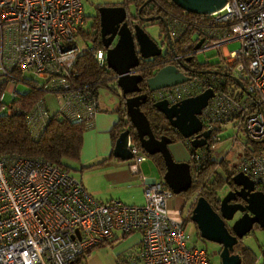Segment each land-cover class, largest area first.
<instances>
[{
    "label": "built area",
    "instance_id": "2783aa9c",
    "mask_svg": "<svg viewBox=\"0 0 264 264\" xmlns=\"http://www.w3.org/2000/svg\"><path fill=\"white\" fill-rule=\"evenodd\" d=\"M157 1H149L144 8L154 3L164 12L171 42L185 36L178 54L160 41L163 54L169 51L166 60L187 55L191 47L194 52L214 47L232 75L246 71L244 96L221 90L210 83L209 76L195 77L198 89L203 85L213 90L201 108L202 123L209 128L214 121L233 119L236 132L240 127L248 139H263L264 0H226L219 10L207 14H177ZM83 23L80 0H0V110L17 112L10 100L17 93L15 82L27 77L25 72L33 74L32 82L45 94H52L51 108L42 96L25 115L32 136L41 132L51 114L87 126L99 109L94 92L77 87L72 80L71 65L82 50L74 38ZM228 41H238V46L228 49ZM86 49L97 65L105 63L103 48ZM190 89L184 81L155 89L153 95L172 103L190 95ZM126 146L131 153L126 165L142 187L143 202L138 205L116 197L93 198L78 178L48 160L0 155V264H85L82 257L93 246L114 231L132 230L139 232L140 242L124 264H208L203 247L186 244L183 218L169 215L166 202L174 192L161 178L141 171L147 154L129 135ZM237 168L258 188L264 187L263 153L243 154Z\"/></svg>",
    "mask_w": 264,
    "mask_h": 264
},
{
    "label": "water",
    "instance_id": "95a60500",
    "mask_svg": "<svg viewBox=\"0 0 264 264\" xmlns=\"http://www.w3.org/2000/svg\"><path fill=\"white\" fill-rule=\"evenodd\" d=\"M149 1L145 0L136 9V12L129 14V16L135 15L142 22L159 19L163 26L166 43L170 50L174 52L164 18L139 16L140 9ZM169 1L182 11L195 14H207L219 10L226 3V0ZM126 11V6L122 4L96 8L99 40L102 46L105 47V67L113 73V82L119 90L118 93L123 100L127 119L135 130L140 148L147 154L158 152L161 155L164 165L161 178L175 194H178L185 191L189 186L188 162L173 158L168 148V144L173 141L171 138L164 134L156 137L152 133L145 114L139 108V104L144 102L146 93L142 91L126 95L141 89L138 83L142 76L137 70L134 72L131 69L138 65L139 57L150 58L161 55V48L148 36L140 23H127ZM114 37L115 41L111 46H108ZM201 41L202 39L196 41L193 49H198ZM183 69L189 70L190 68L182 62L178 65L165 63L158 66L151 75L144 79L147 90L153 92L158 88L187 81L189 75ZM192 70L201 73L221 74L220 71L214 69ZM230 77L237 82L240 90L246 94V90L237 76L230 75ZM212 94V88L206 86L198 92L179 98L172 103H168L165 98H159L155 99L152 104L163 114L170 126L177 130L181 136L188 138L193 146L204 145L207 147L205 138L209 135L210 129L205 127L204 130L202 129L203 123L199 118V114ZM128 135V128H123L117 133L110 151L112 156L121 160L131 157V153L126 146ZM230 179L238 187L227 190L219 198L217 210L212 208L202 195H199L195 198L189 213V220L195 224L200 237L220 245L218 250L219 264H239L240 257L238 253L233 252V245L238 238H241L252 228L253 223L259 227L264 226V193L255 189L252 180L239 170L234 172ZM234 194L240 197L244 203L228 202V200L234 198ZM235 211H239L240 214L231 221L230 229H228L225 222L232 219Z\"/></svg>",
    "mask_w": 264,
    "mask_h": 264
},
{
    "label": "trees",
    "instance_id": "16d2710c",
    "mask_svg": "<svg viewBox=\"0 0 264 264\" xmlns=\"http://www.w3.org/2000/svg\"><path fill=\"white\" fill-rule=\"evenodd\" d=\"M128 1H131V3H133L134 12H136V9L145 0H128ZM151 1L153 2V0H150V2ZM120 4L125 5L126 0H122ZM147 4L148 3L142 6V8L140 9V14L148 16L151 13H153V11L156 10V11H160L162 13V16H164V12L161 9L156 8L154 3H151L145 9L144 7ZM157 4L164 5L166 9L174 13L177 14L182 13V10L179 9L177 6H175L169 0H158ZM90 30L92 31L90 34L88 33L82 34L81 29H79L75 36L81 35L82 38L85 37L87 38L88 36L90 38L92 46L96 48H103L98 36L97 15H95L90 22ZM183 38H185V36H182L181 39H178L175 42L174 41L171 42L172 48L174 50V52H172L173 54L174 53L178 54L182 52L180 50V47L182 41L184 40ZM86 47H84L81 50V52L76 54L74 61L71 65L72 71L75 73V76L72 78V80L77 87L88 88L91 91H93L94 94L97 96V92H96L97 87L98 86L108 87L109 86L108 83H110V81H113V77H112L113 73L109 68L105 67V63L101 66L97 65L94 59L92 58L90 52L86 49ZM167 49L171 51L169 47ZM168 52L166 51V53L163 55H156L150 58L139 57V63L137 65L138 68L136 70L142 76L141 80L139 81V85H141V90L146 93L144 102H141L139 104V108L145 114L154 136L158 137L159 135L164 134L169 138H171L173 141L178 140L186 147L187 156H188L186 158V161L189 164L190 182L187 189L179 193L186 200L187 199L190 200V203H188L189 204L188 209L183 215L184 217H182L183 218L182 226L184 228V224L186 220L189 219L190 208L194 204L195 198L199 195H202L213 208L219 201V197L217 195V189L221 186V184H224L227 180H231L230 179L231 175L234 172L238 171L237 168L238 163H236V165L230 166L229 168L228 162L224 156H222L219 159H216L212 155L213 149L211 148V144L217 140L215 136L217 135V131L220 130L219 123L221 122V120L214 121L215 126L214 123H212V125L209 127L210 131L207 138L208 139L207 147H205L204 145L193 146L189 142V139L181 136L177 130L171 127L168 121L166 120V118L163 116V114L153 106L152 102L155 100V96L153 95L152 91L147 90L144 79L145 77L151 75L158 66L171 62L169 61V59L168 60L165 59V56L169 55ZM215 52L218 57L217 61L208 62L204 60L198 62L194 58V51H192V47H191L190 49L186 50L185 53H187V55L182 54L179 59L174 58L175 60L173 62L174 64L175 62L180 64L182 61H187L197 70L214 69L220 67L219 69H214V70L220 71L221 74L211 73L212 75L209 76L211 77L210 83L213 85H217L218 87H220L221 90L231 95L244 96L245 93L241 91L240 88L237 86L238 85L237 82L230 77V75H232L231 70L225 68L221 64V58L219 57L218 50L216 49ZM192 74L193 75L206 74L207 76L206 75L205 76L208 77V74L210 73L196 72ZM216 75H218L219 78H217ZM198 78H205V77H198ZM237 78L241 81L243 86H246L247 76L245 69L242 70L241 74L237 76ZM19 81L25 83L27 85V88L22 92H17L15 96L10 100L12 106L14 105L17 108V112H11L7 114L4 112V110H0V155L8 156L12 153H15L26 157L41 158L44 160H48L49 162L56 163L60 168L70 173L68 166L64 161L70 158L71 159L78 158L79 150L81 147V141H82V133L86 129V126L81 121L70 120L60 115L58 116L56 114H51L45 126L41 130V132L38 135L32 136L27 129L25 115L27 111L30 109V107L34 104L36 99L42 97L45 94V92L41 88V86L38 85V83H33L32 78L30 77L19 78ZM228 84H232L233 86H230ZM234 85L239 89L234 87ZM202 86L199 88V90L203 88ZM46 102L48 106L50 107L53 106V102L51 100ZM118 102L120 106L115 110L118 112L119 118L109 130L111 144H113V141L117 133L121 129L126 127L128 128V133L131 138V141L139 146L135 130L127 119V115L125 113V109L123 105V100L121 97L119 98ZM207 121L208 120H203V122L206 123ZM203 126H206V128H208L207 124H203ZM239 129L241 130L240 127H238V130ZM242 144L244 149L243 152L240 154L239 160L243 154H247L248 152L258 151L264 154V140L262 139L250 140L246 137V139L242 142ZM112 157L113 156L110 152L102 160ZM147 157L159 176L157 178L160 179L162 172L164 170V165L161 155L158 152H156L154 154H147ZM218 166L221 167V170L223 171V175H221L218 172L217 170ZM261 191L264 193V187L261 188ZM237 247H239L238 250H240L238 251L240 257L241 254L243 255V253L249 254V251L245 246L241 244H236L235 248ZM136 249H133L132 251L128 252L127 256L129 253L135 251ZM127 256L124 261L121 260V264L122 263L124 264V262L127 261ZM82 258H84V256ZM252 263H253V258L250 257L249 264Z\"/></svg>",
    "mask_w": 264,
    "mask_h": 264
},
{
    "label": "crops",
    "instance_id": "0c3cea01",
    "mask_svg": "<svg viewBox=\"0 0 264 264\" xmlns=\"http://www.w3.org/2000/svg\"><path fill=\"white\" fill-rule=\"evenodd\" d=\"M127 1L128 0H126L125 6L128 5ZM121 2L122 0L119 3H115V4H120ZM81 8H82V3H81ZM82 13H83V8H82ZM128 14L130 13L128 12ZM95 15L97 14H94V16ZM85 20H86V16H84V23L80 28L81 30L84 24L86 23ZM91 32L92 31L90 30V24H89L87 33L90 34ZM161 36H162V41H164L165 38L163 37L162 32H161ZM161 55H163V53ZM110 84L117 92H119L113 81H110ZM117 104H119V102ZM98 105H99L98 111L93 115L91 123L86 126L85 132H83L81 147L79 150V159L81 158L82 160L87 159L91 161L96 160V163H94L91 166V168H89L87 177L97 176V179L95 181L87 180L86 184L85 182H82L83 187L93 198L98 200H107L111 197H118L122 202L126 204H134V205L141 204L143 202L142 187L139 182V178L137 174L129 171L126 165L127 161L121 160L114 156L113 158L102 160L111 151V147L113 144H111L109 130L111 129L113 124L118 120L119 115L116 110L108 111L106 109L101 108L99 101H98ZM117 108L118 107H116L115 109ZM169 148L171 149V146ZM170 152H172L173 157L176 160H186V158L188 157L187 151H186V155H184L183 152H181V150L177 146H174ZM145 160H148V157ZM142 163L140 164L141 171L144 174L148 175V171H144L142 169ZM155 173L156 174L154 177H159L156 170ZM254 188L261 190V188H258L255 184H254ZM167 201L170 202L168 206L166 204L167 209L169 211V215H171L172 217H178V216L184 217L182 215H184L186 210L188 209L189 206L188 203H190L189 199L186 200L179 193L178 194L174 193V195L171 198H169ZM184 206H186L185 212L183 211ZM263 227L264 226L259 227L257 225V228H263ZM139 239H140L139 232L136 230H132L127 233L114 231V233L110 237L106 238L98 245H95V247L99 246L100 248L99 250H92V248L94 247L93 246L84 255L83 258L84 263L85 264H121V260L122 261L125 260L127 253L138 247L140 242ZM240 239L241 238H238L235 244L233 245V252L238 253V251H240L238 250L239 247L235 248V245L241 244L248 249L249 254L243 253V255L241 254V257L238 254L240 257L239 264H249L250 257L253 258L252 264H263L264 241H260V239L256 236L255 237L256 245L253 246L252 242L242 243ZM255 249H257V252L255 251ZM206 256L208 263L211 264L207 253Z\"/></svg>",
    "mask_w": 264,
    "mask_h": 264
},
{
    "label": "rangeland",
    "instance_id": "374dc122",
    "mask_svg": "<svg viewBox=\"0 0 264 264\" xmlns=\"http://www.w3.org/2000/svg\"><path fill=\"white\" fill-rule=\"evenodd\" d=\"M82 3V8H83V14L84 16H86V20H85V24L82 27V34H87L88 32V28H89V24L91 22V18L94 16L95 14V4L96 3H119L121 0H80ZM127 10L130 14L134 13V5L133 3H131V1H128V5H127ZM142 27L144 29V31L148 34V36L155 41L157 44H160V41H162V36L161 34H159V30L160 27L158 26L157 23H150V24H142ZM74 40L77 42L78 46L80 48H84L86 46H91L92 43L90 41V38L87 36V38H82L81 35H77L75 36ZM238 46V41H228L226 43V47L228 49H234ZM216 48L212 47V48H207L204 51H200L197 50L194 52V58L195 60H197L198 62L200 61H208V62H215L218 60V57L216 55L215 52ZM165 51V48L163 47L161 49V53H163ZM220 68V67H219ZM219 68H215V69H219ZM23 75L27 76V77H34L32 73L30 72H25L23 73ZM206 75V74H205ZM205 75L202 74H197V75H193L191 74L189 77V79L187 80V84L191 86L190 92L195 93L198 92L199 89L196 87L195 83H197V79L196 77H206ZM212 74H208V76H211ZM217 78H219L218 75H216ZM109 86L111 87H105V86H98L96 89L97 92V100L99 101V104L101 106V108L106 109L108 111H113L115 110L116 107H119L120 104L118 103V100L120 98V95L118 94L117 91H115V89L112 87V85L110 83H108ZM230 86H233L232 84H228ZM238 86V85H237ZM234 87H236L234 85ZM27 88V85L21 81H16L15 82V91L17 92H22ZM237 89H239L238 87H236ZM43 98L46 101H50L52 98V94L46 93L43 95ZM10 98L8 96L5 97V100H9ZM215 126V124H214ZM219 128L220 130L217 131V140L214 141L211 144V148L213 149V157L216 159L221 158L222 156L225 157V159L228 162V167L230 168V166L236 165V163H238L240 154L243 152V144L242 142L246 139V136L244 135V133L242 132V130H238L237 132L235 131V126H234V120L233 119H229L226 121H223L221 123H219ZM85 132V130L83 131ZM82 137H83V133H82ZM235 138V139H234ZM171 146V149L174 146L179 147V149L181 150V152H183L184 155H186V147L180 143L178 140H174L172 142H170L168 144V148ZM171 149L169 148V150L171 151ZM85 150V149H84ZM172 154V152H171ZM173 156V154H172ZM113 158V157H112ZM174 158V157H173ZM66 163V165L68 166L69 172L79 178L81 180V182H85L87 180H96V177H87V174L89 172V168H91V166L96 163L95 161H91V160H87L84 159L82 160L81 158H73V159H66L64 161ZM150 160H145L142 163V169L144 171H148V175L150 176H155V168L150 164ZM95 166V165H94ZM93 166V167H94ZM218 172L223 175V171L221 170V167H217ZM227 189H226V185L225 184H221V186L217 189V195L219 198H221L225 193H226ZM177 196V195H176ZM118 198V197H116ZM119 199V198H118ZM120 200V199H119ZM142 202V201H141ZM139 202V203H141ZM167 206L170 204L169 201L166 202ZM185 208L186 206H184L183 211L185 212ZM183 216V215H182ZM237 212L234 213L233 217L231 220H233L234 218H236ZM229 220V222L231 221ZM184 231L187 234V240H186V244H195L198 246H202L205 248L206 253L208 254V258L209 261L211 262V264H219V254H218V249H219V245L216 242L210 241V240H205L203 238L200 237V235L197 232V229L194 225V223L191 220H186L185 224H184ZM255 233V234H253ZM258 237L260 239V241H264V227L263 228H257L256 225H254L249 232H247L245 235H243L241 237V242L244 243H249L252 242L253 246L256 245V241H255V237ZM99 246H94L92 248V250H99ZM255 251L257 252V249H255Z\"/></svg>",
    "mask_w": 264,
    "mask_h": 264
},
{
    "label": "flooded vegetation",
    "instance_id": "af4514ba",
    "mask_svg": "<svg viewBox=\"0 0 264 264\" xmlns=\"http://www.w3.org/2000/svg\"><path fill=\"white\" fill-rule=\"evenodd\" d=\"M116 5H119V4H115V3H96L95 4V7H94V9H95V14H96V8L97 7H99V6H116ZM127 12V11H126ZM135 13V12H134ZM133 13V14H134ZM139 16L140 17H153V16H158V17H163L162 16V13L160 12V11H153V13H151L150 15H148V16H146V15H143V14H139ZM164 18V17H163ZM126 21H127V23L128 24H130V23H134V22H137V23H140L141 25L142 24H150V23H157L158 24V26L160 27V30H159V34L158 35H160L161 34V32H162V34H163V37L165 38V35H164V32H163V26H162V24H161V22H160V20L159 19H155V20H151V21H148V22H142V21H140V20H138L137 19V17H135V15L134 16H129V14H128V12L126 13ZM165 20V19H164ZM99 36V35H98ZM115 41V37H114V39H113V41H111L109 44H108V46H111L112 44H113V42ZM165 42H166V39L164 40ZM103 49H105V47H103ZM162 54V53H161ZM168 63H173L174 64V62L171 60V62H168ZM182 63L183 64H185L188 68H190L189 70H185V69H183V71L187 74V75H190V74H192V73H196V72H194L192 69H195V67H193L191 64H189V62H187V61H182ZM175 65H178V63L177 62H175ZM180 66V65H179ZM138 67L136 66V67H133V68H131L132 69V71H134V72H136V69H137ZM215 69V68H214ZM138 85H139V83H138ZM140 87H141V85H139ZM116 91V90H115ZM138 92H142V90L140 89L139 91H137V92H131V93H127L126 95H131V94H135V93H138ZM205 124V123H204ZM206 128V127H205ZM204 127L202 128L203 130L205 129ZM208 136L205 138L206 139V141H207V144H208ZM225 185H226V189L227 190H231V189H234V188H237L238 186H236L234 183H232V181L231 180H227L225 183H224ZM234 198L233 199H230V200H228V202H232V201H236V202H239V203H241V204H243L244 202H243V200L240 198V197H238V196H236L235 194H234V196H233ZM219 202V201H218ZM218 203L213 207L215 210H217L218 209ZM235 212H237V215H239L240 214V212L239 211H235ZM234 215V214H233ZM232 221V220H231ZM231 221L229 222V220L228 221H226L225 223H226V225H227V228L228 229H230V223H231ZM254 225H256V227H257V224H255V223H253V226Z\"/></svg>",
    "mask_w": 264,
    "mask_h": 264
}]
</instances>
